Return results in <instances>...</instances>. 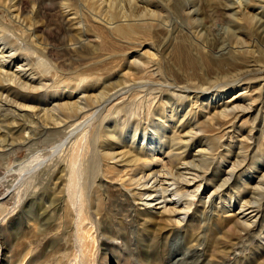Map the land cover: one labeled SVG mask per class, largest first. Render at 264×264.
<instances>
[{"label":"bare ground","instance_id":"obj_1","mask_svg":"<svg viewBox=\"0 0 264 264\" xmlns=\"http://www.w3.org/2000/svg\"><path fill=\"white\" fill-rule=\"evenodd\" d=\"M18 4L0 0L5 12L0 16V156L17 148L32 153L37 139L68 134L55 147L63 159L53 164L58 172L51 176L49 193L39 191L37 174L49 168L53 156L25 171L34 184L26 187L30 197L24 204L38 211L20 213L21 220L39 222V231H45L53 222L43 223V214L66 218L67 200L79 211L81 196L88 193V212L99 213L117 191L147 225L137 233V246L148 262L172 232L202 228L206 217L213 232L223 226L224 236L235 233L233 244L244 242L242 255L264 264V55L249 56L255 41L240 37L238 45L218 49L223 56L215 60L218 77L236 78L225 95L230 91L219 86L189 87L164 76V47L150 39L155 27L171 26L161 0H53L81 38L69 48L41 41L38 20L28 19ZM236 4L264 33L251 10L264 8V0ZM185 15L197 21L196 9L189 7ZM86 19L125 38L116 36L129 50L110 48L101 34L88 31ZM137 26L150 36L137 32ZM82 47L90 51L81 54ZM60 49L70 56L50 58ZM124 57L126 65H120ZM75 60L83 66L74 68ZM244 117L252 124L242 123ZM28 160L18 158L17 170ZM45 174L43 169L40 176ZM120 230L127 239L124 224ZM201 244L196 233L186 249Z\"/></svg>","mask_w":264,"mask_h":264},{"label":"rangeland","instance_id":"obj_2","mask_svg":"<svg viewBox=\"0 0 264 264\" xmlns=\"http://www.w3.org/2000/svg\"><path fill=\"white\" fill-rule=\"evenodd\" d=\"M161 1L168 10L166 15L171 26L155 27L152 30V36L149 35V30L145 29L146 24L137 26V32L148 33L147 36H150L156 46L164 47L165 54H163L166 57L162 68L166 71L164 76L175 84L189 87L211 84L230 91L225 94L228 95L232 92L236 78L223 80L218 77L215 60L223 59L220 52H217L218 49L236 46L238 39L242 37L247 41L251 39L255 41L254 46L249 48L251 50L249 56L264 55V33H261L249 19L243 18V11H237L239 8L236 7V0ZM18 3L28 19L38 20L40 29L38 28L37 37L44 43L65 45L69 48L71 41L74 44L80 42L81 38L76 25L66 18L56 4L52 5L53 0H18ZM187 4L188 7L185 6ZM189 7L197 10V21L194 24L190 17L185 15ZM256 8L257 6L251 10L257 13L258 19H261L263 30L264 8L255 10ZM0 16H5L1 8ZM6 18L10 23L9 17ZM86 24L88 31L91 34H101L102 41L106 42L110 48L122 53L129 50L116 39V36L121 39L122 36L107 33L106 28L95 24L90 19H86ZM63 51L60 49L58 52L50 53L49 56L52 59L57 57L67 59L70 55L62 56ZM78 51L86 54L90 48L82 47L78 48ZM231 54L234 52L231 51ZM90 55L93 56L94 53L91 52ZM243 59L247 62L244 57ZM126 62L127 57H124L119 64L126 65ZM83 64L75 60L73 65L74 68H79ZM115 80L117 77L112 78L110 82ZM248 121L249 118L244 117L242 123L251 125L252 123H247ZM154 126L153 128L159 129L157 125V127ZM67 137V133H61L53 137L39 138L36 144L30 146L31 150L35 149L32 153L26 148H17L16 153L5 152V156H0V264H183L184 254L185 264H258L257 261L242 255L240 251L244 244L242 240L239 244H233L238 242V239H235L237 237L235 233L230 232L228 237L224 236L223 233H226L227 229L223 226L213 232V226L204 216H201L204 218L201 223L202 228L196 227L189 230L182 227L180 231L172 232L168 238V244L162 247L154 258L150 256L151 262H148L144 250L137 246L139 243L137 233L147 231V225L142 222V219L137 220V213L126 207V202L122 201L123 197L121 198L117 191L113 192L117 197L113 203L99 213L88 212L90 206L85 199H88L89 195L82 190L81 193L85 194L81 196L84 203L79 204V211L73 209L72 200H67L69 206L64 207L66 218L63 215L53 214L52 216L43 212L45 217L43 223L45 219L48 224L53 222L45 231H39V222L25 223L21 220L22 217H19L20 213L38 211L36 207L29 210V206L24 204V198L30 197L26 194V187L27 190L28 188L31 190L34 184V181L29 178L30 184L27 178L29 175H25V171H31L34 166L41 165L40 161L48 160L53 156L51 165H48L49 168L45 166L37 174V178L40 179L37 184L39 191L49 193L51 176L58 172L54 170L53 164L59 161V157L63 159V155H59L55 147ZM73 150L74 147L72 148L71 145L69 152ZM26 156H29V160L17 170L16 160L24 159ZM67 168L66 178L67 182H70L72 167L68 164ZM43 169H46V174L40 176ZM198 216L199 212L195 214L193 222ZM122 224L129 230L127 239L120 230ZM196 233L199 234L202 244L192 248L196 250L191 248L187 250L186 246L189 247L192 236Z\"/></svg>","mask_w":264,"mask_h":264}]
</instances>
